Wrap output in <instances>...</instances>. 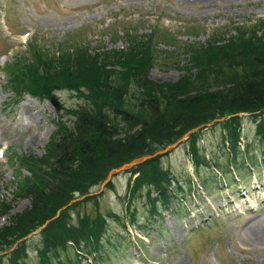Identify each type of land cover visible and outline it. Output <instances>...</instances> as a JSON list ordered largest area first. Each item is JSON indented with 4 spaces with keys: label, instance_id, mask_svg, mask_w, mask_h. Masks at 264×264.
Instances as JSON below:
<instances>
[{
    "label": "rangeland",
    "instance_id": "rangeland-1",
    "mask_svg": "<svg viewBox=\"0 0 264 264\" xmlns=\"http://www.w3.org/2000/svg\"><path fill=\"white\" fill-rule=\"evenodd\" d=\"M263 50L264 0H0V230L31 207L26 186L34 175L24 159L44 162L42 174L54 180V136L76 143L85 109L101 108L119 136L127 135L139 126L122 112L152 125L170 112L166 85L207 88L189 83L207 56L239 76ZM74 56L97 78L98 91L71 72ZM66 61L73 69L54 70L60 80L22 77L28 66L43 71L46 62ZM211 68L203 70L207 80ZM145 82L157 92V114L147 104ZM42 89L50 91L31 94ZM262 150L264 109L202 124L111 168L101 181L112 164L103 161L75 179L54 217L0 252V264H12L19 245V264H264ZM254 156L257 164L249 161ZM159 185L170 191L169 205L158 197ZM53 221L46 241L42 229ZM62 227L86 239L94 233L101 251L94 252L95 238L81 246L61 239L52 249Z\"/></svg>",
    "mask_w": 264,
    "mask_h": 264
},
{
    "label": "trees",
    "instance_id": "trees-1",
    "mask_svg": "<svg viewBox=\"0 0 264 264\" xmlns=\"http://www.w3.org/2000/svg\"><path fill=\"white\" fill-rule=\"evenodd\" d=\"M77 56L72 57L74 61H77L76 70H71L73 68L69 66L68 61L59 62L57 66L53 65L52 62H46L44 66L46 70L39 71L35 66H28L26 74L22 77L26 80L27 75L35 83L46 81L47 78L54 79V77L60 80L61 76L56 74L57 71L55 74L53 72L58 68L61 70L60 66L62 65V70H71L72 73L76 74L77 80L79 79L83 84L85 82L91 83L93 89L98 91L100 85L94 83L97 78H91L92 75L85 72L82 63L76 59ZM254 56V59L259 60V62L254 64L249 71H244L239 76L235 71L223 69L218 65L221 64L220 61L208 59L209 56H207L196 66L197 70L202 73L196 78L193 77L189 82L192 85L208 84L207 88L191 92L192 90L188 89L183 82L166 85L162 90L164 91V97L167 99L166 104L174 109L170 108V112L160 114L153 125L146 119L139 121L127 111L122 112L127 116L126 120L130 119L136 127L139 126L133 133L128 131L127 135L119 136L114 121L101 108L96 109L95 107L92 110L93 112L85 109L78 117V127L84 131V134L76 143L69 142L59 132L58 135L54 136L55 143L52 147L54 180H50L46 177V174H42L41 169L44 162L41 163L42 165H38L39 162L32 158L24 159L23 162L32 168L34 175L30 178L32 183L26 186V192L31 198V207L22 214L11 216L9 224L0 230V252L13 248L19 239L26 237L30 232L43 226L49 219L54 217L58 209L66 204L62 202H68V200L61 202V200L65 194L71 191L70 188L74 186L75 179L82 172L96 170L103 161L106 164L112 163L103 171L104 177L101 181H104L107 172L111 168L119 167L146 154H152L156 149L174 143L193 128L216 118L234 115L239 112L253 113L264 109V50L261 52L256 51ZM124 59H126V56H124ZM205 67H207V70L212 67L210 71L214 74L210 77V80H207L203 74ZM33 69L34 71H32ZM47 72H51L53 76L47 74ZM144 88H146L148 94L147 104L157 114L160 106L157 101V92H154L153 88L146 82ZM39 91H31V94L42 98L50 89ZM22 92L23 90H15L17 95ZM259 158H261L260 162L264 164V150L259 152ZM148 161L150 160L137 167L135 172L141 171ZM249 161L257 164V156L250 158ZM157 188L158 197L169 205L170 191L165 186L160 187L159 185ZM167 204H164L165 207ZM168 209L169 207L166 208V210ZM56 223V221H53L42 229L41 235L46 241H48L49 232L54 229ZM56 231L60 233L61 237H59L60 239L58 236L56 237L52 248L54 250L61 244V239L65 242L74 240L75 244L81 246L82 242L95 238L97 245L94 252L96 254L101 251L100 239L94 233H90L86 239L84 238L86 236L83 237L82 232L76 235V230H69L67 227H62ZM14 250L10 253L11 263L19 264L20 256L17 257ZM43 252L42 261L47 263L46 250ZM104 253L105 256L102 258H107L109 256L108 251H104Z\"/></svg>",
    "mask_w": 264,
    "mask_h": 264
},
{
    "label": "water",
    "instance_id": "water-1",
    "mask_svg": "<svg viewBox=\"0 0 264 264\" xmlns=\"http://www.w3.org/2000/svg\"><path fill=\"white\" fill-rule=\"evenodd\" d=\"M53 103L58 107L59 104H58V101L56 99H53Z\"/></svg>",
    "mask_w": 264,
    "mask_h": 264
}]
</instances>
